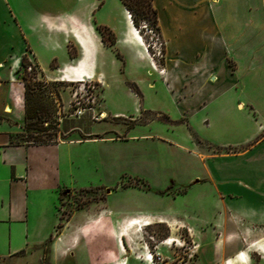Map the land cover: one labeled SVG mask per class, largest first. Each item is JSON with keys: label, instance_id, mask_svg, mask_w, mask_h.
Segmentation results:
<instances>
[{"label": "rangeland", "instance_id": "obj_1", "mask_svg": "<svg viewBox=\"0 0 264 264\" xmlns=\"http://www.w3.org/2000/svg\"><path fill=\"white\" fill-rule=\"evenodd\" d=\"M39 2L45 8H66L64 0ZM133 15L140 19L136 29L147 54L129 44L122 33L109 29H116L122 16L118 0H104L95 11L103 49L92 78L64 81L58 73L47 78L24 55V63L32 68L27 71L21 63L17 74L27 85L26 119L30 125L26 129L24 121L15 127L10 141L76 143L70 147L73 174L61 176L70 186L59 188V218L54 233L64 230L73 234L83 222L96 230L105 227L108 217L115 214L121 219V240L126 249L123 255H130V264L144 245L161 252L162 264H179L188 259L193 245L196 252L200 240H207L204 234L209 233L208 239L219 238L221 221L213 219L218 207L222 210L214 204L219 192L226 203L233 205L243 197L250 202L261 200L257 192L264 190V122L261 133H254V117L260 119L264 113V77H257L243 91V112L224 103L226 115L209 116L211 126L203 125L198 119L205 109H195L190 102L185 106L186 113L182 110L181 104L195 92L175 94L172 77L165 69L164 46L150 13L143 17L134 11ZM16 30L0 3V50L16 45L11 43L18 39ZM68 46L70 55H77L75 47ZM186 53L191 68L196 53L193 43ZM45 61L42 55V64ZM196 80L191 76L189 84ZM208 110L210 114L214 111ZM253 133L260 134L249 141ZM209 159H213V179L206 170ZM244 183L251 189L242 186ZM138 219L140 222L132 224ZM145 221L148 223L143 224ZM85 237H81L83 241ZM167 238L173 239L169 246L160 243ZM48 250L46 246L18 260L49 264ZM73 259L84 263L78 254ZM14 261L6 260L8 264Z\"/></svg>", "mask_w": 264, "mask_h": 264}, {"label": "crops", "instance_id": "obj_2", "mask_svg": "<svg viewBox=\"0 0 264 264\" xmlns=\"http://www.w3.org/2000/svg\"><path fill=\"white\" fill-rule=\"evenodd\" d=\"M64 1L66 8L58 9L45 8L39 0H0L15 23L18 35V39L11 41L16 45L0 50V264H8L9 258L16 259L14 264H29L18 258L46 246L49 264H78L73 259L77 254L84 260L79 264H130V255H123L126 249L121 240L124 236L119 227L121 219L115 214L108 217L105 227L96 230L83 222L73 234L64 230L58 235L54 233L59 218V188L70 186L61 176L66 178L73 174L70 147L76 143L10 141L14 128L25 121V85L17 74L23 55L47 78L55 73L61 76V72L72 76L87 72L95 76L103 43L95 26L94 13L104 0ZM118 1L122 16L117 30L104 25L122 33L129 44L140 48L125 23L123 12L127 10ZM152 6L156 9L165 69L172 77V88L175 94L195 92L181 104L183 112L186 113L185 106L190 102L195 109H205L198 120L208 127L210 117L226 115L224 103L243 112V91L257 77L259 80L260 76L264 77V0H152ZM81 39L87 46V56L79 67L84 54ZM5 42L8 44L9 40ZM192 43L196 53L190 68L185 55ZM70 44L77 55H70ZM42 55L46 57L45 64L41 62ZM191 76L197 77L192 85L189 84ZM5 105L10 112L3 111ZM209 108L213 113H209ZM250 109L252 111L251 106ZM254 121V133H261L264 113L260 119L254 117ZM254 133L249 141L260 134ZM211 160L206 170L213 179ZM242 186L252 187L247 183ZM257 193L261 197L258 203L245 201L243 197V201L235 205L226 203L218 193L214 204L220 205L222 210L218 207L213 219L221 221L222 230L219 238L208 239L209 233L204 234L207 240H200L192 264H264V190ZM136 222L140 220L132 224ZM83 235L86 236L84 241ZM74 246L77 248L73 250ZM139 251L133 255L131 264H146L137 257Z\"/></svg>", "mask_w": 264, "mask_h": 264}, {"label": "trees", "instance_id": "obj_3", "mask_svg": "<svg viewBox=\"0 0 264 264\" xmlns=\"http://www.w3.org/2000/svg\"><path fill=\"white\" fill-rule=\"evenodd\" d=\"M123 6L128 10L132 11H139L143 17H146L148 13H150L152 17V26L157 27V18H156V9L152 6V0H120ZM130 14V18L132 21V24L138 29L139 27V21L135 15ZM69 47V46H68ZM24 55L21 57V63L27 65V62L24 63ZM25 85V84H24ZM27 85H25V90H24V103H25V128L27 129L30 125L29 121H27V113H28V108H27ZM20 143V141L16 142Z\"/></svg>", "mask_w": 264, "mask_h": 264}, {"label": "bare ground", "instance_id": "obj_4", "mask_svg": "<svg viewBox=\"0 0 264 264\" xmlns=\"http://www.w3.org/2000/svg\"><path fill=\"white\" fill-rule=\"evenodd\" d=\"M123 13H124L125 23L127 24L128 29L130 31V34L132 35L131 37L136 39L138 45L144 51H146V54H147L146 45H145V43L143 41V38L141 37L140 33L138 32V30L132 24L129 12L128 11H124ZM81 44H82L83 49H84V54H83L82 60L78 63L79 67H81L86 62V56H87V46L85 45V43L83 42L82 39H81ZM64 68H66V67H64ZM69 69H74V68H69ZM92 76H93V74L87 73V72H81L80 74H77L76 76H72V75L66 74L65 72H61L60 79H63V80H66V81H82V80L87 79V78H92ZM4 111L9 112V107L5 106L4 107Z\"/></svg>", "mask_w": 264, "mask_h": 264}, {"label": "built area", "instance_id": "obj_5", "mask_svg": "<svg viewBox=\"0 0 264 264\" xmlns=\"http://www.w3.org/2000/svg\"><path fill=\"white\" fill-rule=\"evenodd\" d=\"M31 68H32L31 64H27L25 66V69L27 71H30ZM78 113H80V111ZM172 242H173V239L167 238V239L162 240L160 243L169 246ZM195 247L196 245L192 246L193 249H191V253L188 254V259L184 261L183 263H179V264H190V258L194 256ZM137 257L143 262H145L146 264H162L163 262H165L164 257L162 256L161 252L158 249H155V247H153V249H150L146 245L143 246V250L140 252V254L137 255ZM42 264H45V263H42Z\"/></svg>", "mask_w": 264, "mask_h": 264}]
</instances>
